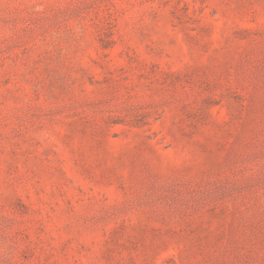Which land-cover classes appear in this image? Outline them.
Wrapping results in <instances>:
<instances>
[{"label": "rangeland", "instance_id": "rangeland-1", "mask_svg": "<svg viewBox=\"0 0 264 264\" xmlns=\"http://www.w3.org/2000/svg\"><path fill=\"white\" fill-rule=\"evenodd\" d=\"M0 264H264V0H0Z\"/></svg>", "mask_w": 264, "mask_h": 264}]
</instances>
